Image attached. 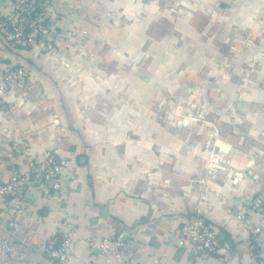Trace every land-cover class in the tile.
I'll use <instances>...</instances> for the list:
<instances>
[{
    "label": "crops",
    "instance_id": "crops-1",
    "mask_svg": "<svg viewBox=\"0 0 264 264\" xmlns=\"http://www.w3.org/2000/svg\"><path fill=\"white\" fill-rule=\"evenodd\" d=\"M47 19L61 41L45 56L0 36V76L14 62L29 69L24 84L0 88V182L24 156L54 150L72 187L59 198L32 192L18 217L29 255L0 264H45L46 238L68 228L78 237L69 264H121L89 245L117 233L136 241L135 264H254L244 225H259L264 241V214L251 208L264 197V156L228 131L236 114L254 134L264 128V0H53ZM197 88L233 144L224 141L226 167L250 168L247 180L210 171L204 147H176V127L160 122L154 104ZM197 215L219 233L208 259L171 238Z\"/></svg>",
    "mask_w": 264,
    "mask_h": 264
},
{
    "label": "built area",
    "instance_id": "built-area-1",
    "mask_svg": "<svg viewBox=\"0 0 264 264\" xmlns=\"http://www.w3.org/2000/svg\"><path fill=\"white\" fill-rule=\"evenodd\" d=\"M4 11L0 14V36L8 47L24 49L32 58L45 56L58 47L61 33L47 16L53 8V0H0ZM29 77L25 64L11 63L0 76V88L8 89L15 84H24ZM250 174V173H249ZM244 175L235 173L240 180ZM72 187L69 176V161L56 151L46 150L40 156H24L9 179L0 182V226L9 236L0 238V257L13 259L28 256L27 243L18 237L21 223L18 217L28 213L33 203L34 190L42 196L59 198ZM252 211L264 214V197L257 193L252 200ZM12 216H16L13 218ZM6 218L2 223L1 219ZM248 231L251 257L254 264H264L263 231L259 225H244ZM180 247H188L200 259H208L219 252V233L211 228L201 215L182 224L171 232ZM75 229L56 230L44 243L45 264H69L74 260L73 245L77 241ZM19 241V243H18ZM20 245L18 246L17 245ZM91 250L108 259L114 257L121 264H135L133 253L137 249L134 239L117 233L114 237H102L89 241ZM154 264H160L158 258ZM83 264H91L85 261Z\"/></svg>",
    "mask_w": 264,
    "mask_h": 264
},
{
    "label": "rangeland",
    "instance_id": "rangeland-1",
    "mask_svg": "<svg viewBox=\"0 0 264 264\" xmlns=\"http://www.w3.org/2000/svg\"><path fill=\"white\" fill-rule=\"evenodd\" d=\"M184 93L186 94L184 95ZM153 107L160 122H169L176 127V147H204L207 151L206 158L209 162L210 171L224 170V173L233 176L235 173H241L244 176L239 181L248 179L250 168L233 169L226 167V161L230 160L231 157L226 152L229 144L224 141L233 144L230 142L231 139L227 136V133L222 131L223 129L214 111L215 104L201 98L198 88L193 92L191 90V92L179 93L175 97H165L159 103L154 104ZM231 122L234 123L235 131H228V134H234L235 139L245 138V141L250 142L252 147L255 148L253 154L256 160L262 159L264 156V128L256 129V134H254L253 127L247 128L250 124H253V121L244 114H236ZM124 138L128 140L135 137L125 135ZM143 140L146 147H153L150 136L144 135ZM125 143L121 147H124ZM214 147H217V150H214ZM218 150H221V152Z\"/></svg>",
    "mask_w": 264,
    "mask_h": 264
}]
</instances>
